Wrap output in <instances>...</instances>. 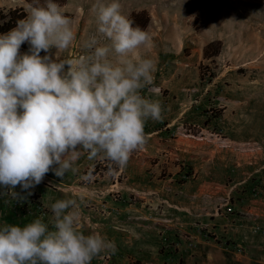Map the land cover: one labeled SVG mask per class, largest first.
I'll use <instances>...</instances> for the list:
<instances>
[{
  "label": "rangeland",
  "instance_id": "1",
  "mask_svg": "<svg viewBox=\"0 0 264 264\" xmlns=\"http://www.w3.org/2000/svg\"><path fill=\"white\" fill-rule=\"evenodd\" d=\"M52 2L70 19L75 39L58 57V50L51 48L41 51V58L89 54L85 44L91 37L97 38V46L110 44L97 31V0ZM32 3L0 0V11L22 9L27 17L26 5ZM45 3L39 0L40 6ZM119 3L126 18L143 12L142 30L152 37V47H141L138 54L154 61L155 72L153 85L140 94L160 102L162 119L145 122L147 143L123 168L99 156L89 159L82 150L74 171L57 177L50 170L29 190L31 196L17 185L13 191L26 200H13L4 194L8 189L0 187V227H24L41 219L51 229L52 205L76 199L81 213L77 230L99 234L116 246L114 254L102 252L91 264H251L248 252L236 255L240 252L229 238L231 205L220 215L210 205L206 220L193 223L197 232H181L175 216L182 213L176 206L183 204L179 197L184 185H221L222 202L228 197L234 203L244 191L230 193L237 173L248 175L264 165V0ZM24 47L19 55H30L27 41ZM109 59L115 62L116 57L110 53Z\"/></svg>",
  "mask_w": 264,
  "mask_h": 264
},
{
  "label": "clouds",
  "instance_id": "2",
  "mask_svg": "<svg viewBox=\"0 0 264 264\" xmlns=\"http://www.w3.org/2000/svg\"><path fill=\"white\" fill-rule=\"evenodd\" d=\"M26 7L27 18L0 37V187L21 201L50 170L57 177L74 171L82 150L125 167L147 143L145 122L162 119L160 102L140 94L154 83V61L138 54L152 47V37L121 14L119 0L93 6L97 31L110 44L97 46L91 37L89 54L66 60L40 57L51 48L58 57L75 39L61 6L33 0ZM26 41L31 54L21 56ZM17 185L27 196L13 191ZM79 208L76 199L56 201L51 229L41 219L0 227V264H91L102 252L114 254V242L77 230Z\"/></svg>",
  "mask_w": 264,
  "mask_h": 264
},
{
  "label": "crops",
  "instance_id": "3",
  "mask_svg": "<svg viewBox=\"0 0 264 264\" xmlns=\"http://www.w3.org/2000/svg\"><path fill=\"white\" fill-rule=\"evenodd\" d=\"M237 171L234 169L233 175ZM237 175L238 182L232 186L230 193H235L242 188L244 191L238 192L234 203L227 197L226 201L224 200L227 202L226 205L221 199L224 194L221 185L218 187L215 185L212 187L207 183H198L197 186L194 184L184 185L182 187L184 193L179 197L183 204L176 206L182 213L175 216V224L181 232L187 230L197 232V228L192 227L193 223L206 220L210 205H213L216 214L231 205L234 210L233 216H231L233 233H229L228 230V235L229 238H232L236 251L240 252L239 255H236L241 257L248 252L251 264H264V165L253 167L248 175H239L238 173ZM211 214L215 215L213 212ZM256 225L259 226V229H255ZM258 258H262V260Z\"/></svg>",
  "mask_w": 264,
  "mask_h": 264
},
{
  "label": "trees",
  "instance_id": "4",
  "mask_svg": "<svg viewBox=\"0 0 264 264\" xmlns=\"http://www.w3.org/2000/svg\"><path fill=\"white\" fill-rule=\"evenodd\" d=\"M143 17V12L142 13H135L132 14L129 19L133 21V27H139L143 28L141 24V19ZM26 15L24 14L22 9H14V10H9L6 14L2 13L0 11V36L3 37L7 35L11 30L15 29L17 27V21L19 20H24L26 19ZM25 43V42H24ZM24 43L21 45L20 48L26 49L24 47ZM214 43L208 44L206 46V51L207 52Z\"/></svg>",
  "mask_w": 264,
  "mask_h": 264
},
{
  "label": "built area",
  "instance_id": "5",
  "mask_svg": "<svg viewBox=\"0 0 264 264\" xmlns=\"http://www.w3.org/2000/svg\"><path fill=\"white\" fill-rule=\"evenodd\" d=\"M257 229H259V228H257Z\"/></svg>",
  "mask_w": 264,
  "mask_h": 264
}]
</instances>
